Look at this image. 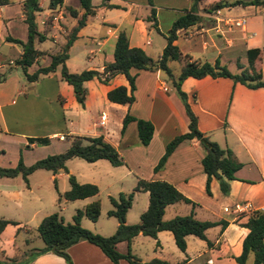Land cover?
Here are the masks:
<instances>
[{
  "label": "crops",
  "instance_id": "0c3cea01",
  "mask_svg": "<svg viewBox=\"0 0 264 264\" xmlns=\"http://www.w3.org/2000/svg\"><path fill=\"white\" fill-rule=\"evenodd\" d=\"M22 1L16 0L17 14L14 16L23 24L22 32L18 37L12 36L8 32L0 34L2 44H14L6 41V36L22 41L26 38V26L22 21L20 11ZM151 1L153 4H148L147 0H106V4L114 5V7H107L101 0L98 5H93L94 13L90 16L95 18L97 8L102 10L97 15L101 27L97 26L96 29L94 27L88 30V26L93 27L94 25H91L89 21L90 16L87 17L85 24L77 31L76 37L67 49L68 56L64 62L67 70L69 72L86 69L101 71L106 63L112 61L114 42L117 33L121 30L125 32L130 47H138L148 56L156 58L165 45V35L171 23L191 6L192 0H183L184 3L180 9H175V7H180L175 3L179 0H163L161 3H163L165 11L160 14V10H156L155 13L158 31L148 28V22L144 20L149 14V9L154 8L156 1L160 3L161 0ZM215 1L218 0H204L203 3L198 4L199 20L190 26L176 30L173 43L180 53L188 55L190 61L214 62L217 60L223 66L227 61L236 60L243 54L246 57V50L250 48L259 49L263 58L264 6L237 4L222 7L211 13L201 10L203 4ZM9 2L0 6V25L4 31L7 29L6 24L9 23L11 16L8 17L1 12L2 9H6ZM38 3L41 6L39 0ZM216 11L217 15H215ZM80 12L78 11V13ZM160 15L163 18L164 26L161 25ZM217 16L220 21L215 22L214 17ZM37 17L36 14V23ZM238 17L244 18L241 27L226 24L227 19ZM69 20L66 29L75 23V18L70 17ZM37 27L39 30L42 28L38 23ZM58 27L61 29V26ZM54 28L53 33L50 34L49 27L46 38L48 37L56 43L60 40L61 48L65 41L64 37L62 38L56 27ZM66 29L64 28L63 31L65 32ZM152 30L156 32V35H152ZM19 53L18 47L17 56ZM4 58L0 54V62ZM6 59L9 66H17L12 64V58ZM37 62L30 65H36L33 71L38 66ZM178 62L181 66L182 60H178ZM171 63L169 62V66ZM246 63L239 62L242 68ZM263 65L264 62L262 67ZM30 66L26 69L27 73L33 72H28ZM239 70L240 68L235 66V71L231 73H237ZM54 72L42 75L36 81H32L34 82L32 88L37 92L40 91L45 101L53 103L51 119L45 116L39 120L31 118L30 115L25 117V114L17 111L19 108H9V104L14 102L10 98L13 92L22 94L23 90L17 88L16 84L12 87H5L3 81L0 83V167L15 166L17 152L23 154V151L24 156H27L23 161L25 165H30L43 155L38 154L39 157L31 158V154L53 146L50 142L51 139H57L59 142L68 139L65 144H60L56 146L55 150L49 152L53 154L63 152L74 136L95 137L101 135L104 141L117 150L122 164L112 166L110 163L109 165L102 163L99 165L102 170L81 174L86 180L77 182L94 183L98 188V193L92 197L73 200V202H77L74 203L76 206L73 205V209L82 210L85 204L95 198L100 200L99 194L102 189L107 198L109 196L116 197L118 193L126 194L132 190L138 178L164 180L172 184L186 198L196 203V206L192 208L193 216L196 219L210 222L226 221L227 223L221 229L219 225L207 228L204 231L206 240L186 235L184 251L178 250L169 231L162 230L156 233V238L139 233L131 239L129 245L125 241L117 242L115 249L119 253L124 254L129 248L130 253L142 262L155 258L169 264H236L234 257L240 254L241 242L248 232V229L240 226L239 223L244 222L247 214L252 210H261L264 214V87L247 88L227 77L194 78L188 76L181 81L180 89L186 94L189 107L196 117L198 130L220 147L229 148L236 160L241 163L240 168L234 172L235 178L227 181L228 190L226 193L220 191L218 181L212 177L209 181L210 194H206L204 189L205 174L200 164L204 151L196 139L179 143L167 156L163 166L155 172L152 170L162 155L166 143L175 135L186 132L188 123L180 99L172 87L170 89L167 86L168 82L165 76L160 79V70H130L131 73H135L132 92L134 100L130 105L110 102L105 96L110 88L118 85L127 87V82L122 74L114 75L106 84L99 82L96 78L84 81L83 86L86 88V94L83 106L75 101L71 86L59 78L55 79ZM162 85L166 87L165 90L162 89ZM26 99L25 97L21 98V106L28 101ZM32 102L35 103V101ZM91 107H94V111L99 112L98 117L90 115ZM109 108L117 111L114 134L110 133L107 128L106 118ZM127 112L135 118L151 122L153 131L146 145H142L138 141L135 122H128L122 133L120 132L122 117ZM102 113L105 115L104 125L99 126V117ZM99 130H103V132ZM57 136H62V139H58ZM82 143L86 144V141L82 140ZM96 162L97 160L89 163L96 164ZM119 167H123L124 171L116 170ZM48 173V180L53 184V180L58 181L66 173H71V169L58 168L54 173L50 171ZM22 181L19 174L0 176V195L3 199L0 217L15 222V224H6L0 232V264H21L27 258L29 251L42 247V243H38V240L41 241L34 229L44 216L54 212L52 208L55 205L54 198L56 196H52L50 206L44 210L39 205L30 207L29 203H25L21 198ZM3 183L6 185L1 188ZM11 184L12 188H10ZM25 185L26 190L31 191L30 183H25ZM113 188V192H110V189ZM133 196V200L139 196L141 199L143 196L137 212L139 218V214L147 206V192L138 191ZM132 203L133 201L130 206ZM235 205H240L241 209L236 211ZM129 208L131 209V207ZM224 208L226 211L223 210ZM64 209L65 206L60 207V211ZM127 210L124 222L126 224L137 223L138 221L133 220V215H128ZM190 210L189 204L175 202L164 208L162 219L168 220L176 215H186ZM98 217L95 221H89L90 225H87L83 223L82 220L85 217L82 216L79 223L94 233L103 236L111 235L117 225L116 218L107 216L113 217L115 222L112 226L110 225V228L103 230L98 223ZM143 237L148 239H142ZM142 243L146 246H140ZM66 252L72 264H112L97 246L85 239H79L70 244L66 248ZM246 261L251 264V254L248 255ZM23 264H65V261L56 254L43 252ZM118 264H128V262L125 259H119Z\"/></svg>",
  "mask_w": 264,
  "mask_h": 264
},
{
  "label": "trees",
  "instance_id": "16d2710c",
  "mask_svg": "<svg viewBox=\"0 0 264 264\" xmlns=\"http://www.w3.org/2000/svg\"><path fill=\"white\" fill-rule=\"evenodd\" d=\"M78 9L68 8V13L75 18V23L65 30L64 43L62 47L53 53L39 50L35 47V42H41L46 38L49 26L44 25L40 30L37 27L35 16L41 11L38 0H23L21 2L20 11L22 21L26 26V38L20 40L6 36L5 40L16 44L20 53L15 58V64L22 70L25 79L28 82L36 81L40 76L52 73L58 68L59 79L65 81L72 88L75 101L83 106L86 88L83 82L96 78L99 82L106 84L110 78L116 74H122L127 82V87L118 85L107 90L105 96L110 102L117 104L130 105L134 98L132 92L134 90L135 73H131V69L135 70H160L166 81L170 84L177 97L180 99L185 115L188 119L187 131L175 135L166 143L162 155L153 166V171L159 170L166 160L167 156L176 148V146L185 140L196 139L202 147L204 154L200 159L202 171L205 174L204 189L206 194L209 192V181L214 177L219 184L222 193L228 190L227 181L234 179V172L238 170L241 163L236 160L232 151L226 147H220L215 142L208 139L204 133L198 130L196 126V117L191 111L186 100V94L180 89L181 81L188 77L202 78L210 76L212 78L227 77L233 82H238L247 88L264 87V65L260 71L253 69L255 58L260 54L257 48L246 50V65L242 68L239 63L237 67L240 70L237 73H231L225 66L220 65L217 60L214 62H195L190 61L188 55H182L177 46L173 43L176 37V30L185 28L196 23L200 16L197 15V6L204 0H192L191 6L178 16L170 25L165 35V45L161 53L152 58L148 56L142 49L138 47H130L127 42V36L124 31L117 33L113 51L112 61L106 63L101 71L86 69L79 72H69L65 66V60L68 56L67 49L76 37L77 31L85 24L88 16L94 13V6L90 0H76ZM106 0L102 3L107 7ZM151 4L150 0H147ZM9 0H0V6L5 5ZM61 0H48L47 9L53 10ZM237 4L261 5L264 6V0H218L215 2L203 4L201 10L205 13L214 12L217 9ZM78 11H81L78 13ZM50 17L46 23L49 22ZM148 22V28L156 31L155 11L151 7L148 16L144 19ZM49 57L46 65H38L37 68L27 73L28 66L36 63L39 59ZM182 60V65L177 72H174L169 62ZM135 122L136 135L138 141L142 145H146L151 138L153 127L150 121L141 118H135L128 112L122 117L121 129L128 122ZM86 141V144L82 143ZM80 158L86 162H94L98 159L108 161L112 166L122 164V159L117 150L108 142L104 141L101 135L95 137H79L74 136L69 141L67 148L60 153L51 154L42 159L36 160L31 165L24 166L21 160L13 168L0 167V176H14L19 174L26 183L27 175L36 169H43L54 173L58 168L65 170V161L70 158ZM68 188L62 193H58L57 200L73 201L76 199H84L95 196L98 188L93 183H78L72 174L67 176ZM55 185V180H53ZM147 192V206L144 211L139 214L138 222L126 224L124 215L131 205L132 196L135 192ZM111 209L106 211L107 216L116 218L117 225L111 235L103 236L98 233L91 232L80 226L79 220L82 216L90 221H95L100 212V203L97 198L84 205L82 210H75L72 215L71 223H64L57 212H52L44 216L35 227L37 237L42 242V247L32 249L27 254V258L21 262L23 264L28 259L41 254L43 252H51L62 257L65 264H72L66 248L79 239H85L89 243L97 246L102 253L112 262L118 264L119 259H125L128 264H169L159 259H150L148 261H140L138 257L131 254L129 248L126 253L121 254L115 249V244L119 241H125L129 245L131 239L137 234H142L150 238H156L158 231L166 230L172 235L175 246L180 251H184L186 235H193L199 239L206 240L204 231L214 225H219L220 229L226 226V221L210 222L201 221L193 216L192 208L196 203L186 198L172 184L164 180H145L138 178L132 190L126 194L118 193L116 197H108ZM175 202H183L191 206V210L186 215H176L168 220H163L162 215L164 208ZM6 224H15L14 221L0 217V232ZM248 229L247 234L241 242V252L234 257L236 264H248L247 257L252 255L251 264H264V214L261 210L250 211L244 222L239 223ZM207 244L208 241H206ZM207 264V263H203Z\"/></svg>",
  "mask_w": 264,
  "mask_h": 264
},
{
  "label": "rangeland",
  "instance_id": "374dc122",
  "mask_svg": "<svg viewBox=\"0 0 264 264\" xmlns=\"http://www.w3.org/2000/svg\"><path fill=\"white\" fill-rule=\"evenodd\" d=\"M47 1L48 0H39V2L41 3V11L39 13H37L38 17H37V23L39 25V27H43L44 25H48L50 27V34L53 33V30L55 29L54 27L57 28V31L59 32V34H61L62 38L64 37L65 32L63 31L64 28H67V24L68 21H70V15L68 13V8H74V9H78L77 6V1L76 0H61L60 4H57L56 7L53 10H49L47 9ZM91 4L96 6L98 5L101 0H90ZM175 1V0H174ZM150 2L152 3V1L150 0ZM157 3H155L154 5V11L156 13V10H160V14L163 13L164 10V6L162 5L163 0L160 1V3H158V1H156ZM16 0H10L8 6L6 7L5 10L2 9V14H6L8 17L11 16V19L9 21V23L6 24L7 29L4 31V28L1 27L0 25V34H6V32H8V34L18 37L21 32H22V27L23 24H21V22L17 19L14 18V16L17 14V6H15ZM176 4L180 5V7H175V9H180L182 8V3L183 0H179L178 2H175ZM153 4V3H152ZM182 10V9H181ZM102 11L101 9L96 10L95 14V18L93 16H90L89 21L91 23V25H94L93 27H89L88 26V30L91 28L96 29V27H101L99 19L97 17V15H99ZM178 13V12H177ZM50 17L49 22L46 23L47 19ZM55 17V19L53 18ZM160 22L161 25H163V18L160 15ZM263 20H264V14H263ZM264 23V21H263ZM54 26V27H53ZM61 26V29L58 27ZM97 32V30H96ZM94 31V33H96ZM152 35H156V32L152 30ZM4 36V35H3ZM60 40L58 41V43L53 42L50 38H45L43 41L41 42H36L35 43V47L39 50H46L48 52H55L58 51L60 48ZM17 51H18V46L15 44H6V43H1L0 42V54L3 55V57H5L3 60H1L0 62V83L3 81L4 82V86L5 87H12L13 85H17V88H22L23 92L21 93H17V92H13V94L11 95L10 98H12L14 100L13 103L9 104V108H13V109H17V111L21 112V114H25V117L27 115H30L31 118L34 117L35 119L39 120L41 117L45 116L49 119L50 115H53L52 112V105L53 103L50 101H45L43 95H41L40 91H35L34 88H32V83L34 82H28L24 75L22 70L18 67V66H9L7 64V59L8 57L12 58V64H15V58L17 56ZM49 62V57L46 56L45 58H41L39 59V61L37 62L38 65H46ZM239 62H246V57L245 55H241L238 59L236 60H232V61H227L225 63V67L228 71L230 72H234L235 71V66H237V63ZM264 62V55L263 58L261 57V55L259 54L254 61L253 64V69L255 71H260L262 69V64ZM179 62L178 61H174L170 64V68L174 71L177 72V70L179 69ZM36 67V65H32L28 68V72L33 71V69ZM55 79L59 78V71L58 68H56L55 72ZM161 77L160 79H162L164 77L163 73L161 72ZM167 86L170 87L171 86L169 83H167ZM173 91V90H172ZM25 97L27 98L26 100H28L26 103H24V105L21 106V98ZM41 99V101H40ZM25 100V101H26ZM32 101H35V103H33ZM40 103V105H39ZM92 116H97L99 115L98 111H94V107H91V114ZM116 118H117V111L113 110V109H108L107 110V128L109 130L110 133L114 134V130H115V125H116ZM69 120V119H68ZM100 132H103V130H99ZM109 133V136H111ZM58 137V136H57ZM68 140V139H67ZM66 141L64 142H59L57 139H51V147L46 148L41 150V152H36L31 154V158L32 157H37L38 154H43V155H39L36 160L42 159L46 156L51 155L49 152L52 150L56 149V146L60 145V144H65ZM71 140V139H70ZM24 150V149H23ZM44 152H47L44 154ZM62 152V151H61ZM6 153V152H5ZM56 154V153H53ZM26 159L27 156H24V151L23 154L20 152H17V162L18 160H21L22 164L24 166H28L25 165L23 159ZM35 160V161H36ZM34 161V162H35ZM104 164V165H109L108 161L106 160H97L96 164H91L89 162H86L80 158L74 157L71 158L69 160H67L64 164L65 166V170L70 168L71 169V173H66V175L60 179V180H56L55 181V185L51 184V182H49L48 180V171L43 170V169H37L35 171H33L28 177H27V181L26 183H30L31 185V191H27L26 190V185L25 183L23 184V181L21 183V187H22V193H21V198H23L25 203H29L30 207H32V205H39V207L41 209H45L47 207H49L50 202L52 200V196H56V198H58V193L62 192V190H65L67 188V176L68 174H72L75 178L76 181L81 182L83 180H86L83 178V175L81 174H89L91 171H100L102 170V168L99 167L100 164ZM17 164V163H16ZM32 164V163H31ZM30 164V165H31ZM14 167V166H13ZM13 167H6V168H13ZM116 170L124 171L123 167H119ZM96 174V173H95ZM93 175V174H92ZM91 175V176H92ZM97 175V174H96ZM95 176V175H94ZM91 178V177H90ZM97 180V179H96ZM12 183V180H11ZM90 183V182H89ZM94 184V183H93ZM6 184H2V186L5 187ZM10 188H12V184L10 186ZM14 188V187H13ZM113 189H110V192H113ZM131 191V190H130ZM129 191V192H130ZM134 195V194H133ZM142 195V194H139ZM132 196V206L131 209L129 208L127 210L128 215H133V220H136L135 222L138 221V217H137V212L141 206V199L140 196L139 198L133 200ZM56 198H54V203L55 205H53L54 207L52 208V210L54 212H57L59 216H61V219L64 223H71L72 222V215L75 212V209H73V205H75L74 203L77 202H69L67 201L66 203H64L62 200H57ZM99 201H100V213H99V217H98V223L99 225H101V228L103 230H106L108 227L110 228V225L112 226V224L115 222V219L113 217H107L106 216V211L111 208L109 199L106 197L105 195V191L102 189L100 194H99ZM3 204V199L2 196L0 195V207ZM65 206V209L60 211V207ZM76 206V205H75ZM83 223L90 225V220H87L86 218H83ZM134 222L130 223L133 224ZM80 224V223H79ZM81 226V225H80ZM83 227V226H82ZM85 228V227H83ZM112 228V227H111ZM87 229V228H85ZM88 230V229H87ZM92 232V231H91ZM142 239H148L146 237H143ZM41 241V240H40ZM148 241V240H147ZM38 243H42L39 242ZM140 246L144 247L146 246L144 243H142Z\"/></svg>",
  "mask_w": 264,
  "mask_h": 264
},
{
  "label": "built area",
  "instance_id": "2783aa9c",
  "mask_svg": "<svg viewBox=\"0 0 264 264\" xmlns=\"http://www.w3.org/2000/svg\"><path fill=\"white\" fill-rule=\"evenodd\" d=\"M215 15H217V11L215 13ZM55 19V17H53ZM215 22L220 21V18L214 17ZM244 23V18L243 17H238V18H232V19H227L226 24L229 25H233L235 27H241ZM162 89L165 90L166 87L164 85H162ZM104 120H105V115L102 113L99 117V126H103L104 125ZM58 139H62V136H58ZM235 210L238 211L241 209L240 205H235L234 206ZM224 211H226V208L223 209Z\"/></svg>",
  "mask_w": 264,
  "mask_h": 264
}]
</instances>
